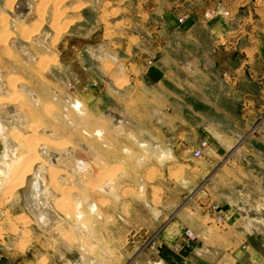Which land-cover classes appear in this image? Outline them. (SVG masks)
Masks as SVG:
<instances>
[{
	"label": "crops",
	"instance_id": "obj_1",
	"mask_svg": "<svg viewBox=\"0 0 264 264\" xmlns=\"http://www.w3.org/2000/svg\"><path fill=\"white\" fill-rule=\"evenodd\" d=\"M33 1L35 16L24 20L28 8L16 23L32 27L38 4H44V13L48 4L50 37H57L55 0ZM65 1L71 21L62 36L81 39L80 47L70 45L72 60L90 75L85 82L96 80L97 101L110 103L99 113L100 149L119 146L105 136L116 128L108 119L126 116L121 102L139 94L150 102L145 117L152 124L138 133L143 144L160 151L149 164L161 175L146 182V196L151 198L155 187L160 198L146 228L160 229L158 243L175 247L182 264H264V10L252 16L245 8L258 0ZM55 54L59 61L60 51ZM65 80L70 81L61 76L58 82L66 86ZM18 87L24 96L26 85ZM29 96L38 101L40 95L32 91ZM18 101L0 105V123L9 134L13 127L23 130L30 119L18 110L25 102ZM44 129L43 134L52 132L51 126ZM201 140L207 147L194 157ZM212 204L219 207L220 222L209 212ZM89 208L94 211L96 204ZM185 228L195 239L185 238Z\"/></svg>",
	"mask_w": 264,
	"mask_h": 264
},
{
	"label": "rangeland",
	"instance_id": "obj_2",
	"mask_svg": "<svg viewBox=\"0 0 264 264\" xmlns=\"http://www.w3.org/2000/svg\"><path fill=\"white\" fill-rule=\"evenodd\" d=\"M3 1L0 0V13L6 12ZM26 1L28 8L32 9L24 18L28 21L35 16L34 1ZM65 3V0H55L57 5L54 4L57 13L55 16L59 17L54 27L59 28L60 33L57 37L56 34L50 37L47 4L44 18L42 16L43 24L38 33L31 35L24 44H21L23 38L14 34L15 31L12 29L16 20H13L7 10L8 30L12 33L7 39V45H0V95L2 91L5 92L4 81L16 80L17 83H24L26 85L24 96L19 95L16 82L9 84V90L12 89L13 94H16L13 96L11 94L12 100L18 98L15 101L25 102L18 105V110L28 113L30 119L23 130L11 128L10 132L17 143L21 142L22 147L15 152L19 158L21 157V160L14 164L16 165L14 169L19 173L12 169L18 174L17 177L12 172L11 181L6 184L0 182V264H74L78 261L82 264H178V262L182 264L183 262L176 259L175 247L164 249V246L158 243L157 235L160 229L146 228L148 224L145 221L152 217L153 209L160 203V198L155 195L157 193L155 187L151 188L152 197L146 196V182L161 175L158 167L149 164L160 158V151L143 144L141 139L143 136L138 133L146 124L149 126L152 124L151 118L145 117L146 113H151L146 107L150 102L146 103L144 95L140 94L135 100L121 102V111H124L126 116L117 117L112 122L108 119L111 126L114 125L116 128L111 127L105 136V140L117 142L119 146L100 149L99 139L103 136H98L96 130H102L103 118L99 113H102L110 103L97 101L100 92L96 80L85 82V77L90 75L72 60L75 51L70 45L80 47L81 39L62 36L67 23L71 21V18L65 16L68 13ZM245 8L249 15H256L257 9L264 10V0H258L257 4L249 1ZM73 30L77 34L80 32L79 28ZM57 50L60 51L59 61L55 54ZM78 56L80 58L81 53ZM43 58L51 60L46 67L38 63ZM59 63L61 64L56 69L50 68L51 65ZM61 76L70 80H65L66 86L59 84L58 79ZM123 83V80H119L118 85L123 88ZM9 87L6 86L7 89ZM54 90H58L60 94L53 92ZM32 91L40 95L38 101L29 96ZM104 97L107 98V94ZM76 99L81 102L78 107ZM3 112L6 115L5 119L7 113ZM50 126L52 130L50 135L35 134V138L30 133L32 127L35 129L41 127L43 130L44 127L49 129ZM129 129H133L134 133H128ZM31 135L34 143L47 139L49 144L45 141L44 145L34 144L35 149H28L27 144L31 141ZM81 142L86 143L88 148H84ZM63 146H70L71 149L65 150ZM49 152L59 154L61 152L57 161L59 165H56L59 169L55 167L58 169L55 172L57 188L59 187V190L70 188L71 206L66 213L68 217L60 215L65 223L52 225L49 232H53L46 235L33 224L32 219L30 221L20 200L17 183L21 178L19 168L22 167V171L27 160L33 157L34 159L30 161H35L38 157L42 162L41 167L44 169L42 170L48 172L51 165L47 161L50 158ZM232 153L233 151L230 155ZM98 156L99 159L96 160ZM22 159H26V162ZM82 160L87 162L86 167L83 171L76 170V164ZM61 166L75 170L76 175L68 174L69 170ZM195 166L202 168L200 162ZM211 173L212 171L208 174ZM59 175L61 177H58ZM6 193H10L9 196ZM191 193L192 191L189 194ZM90 204H96L94 211L89 208ZM75 215H78V219ZM63 229L68 232L66 237L60 235Z\"/></svg>",
	"mask_w": 264,
	"mask_h": 264
},
{
	"label": "bare ground",
	"instance_id": "obj_3",
	"mask_svg": "<svg viewBox=\"0 0 264 264\" xmlns=\"http://www.w3.org/2000/svg\"><path fill=\"white\" fill-rule=\"evenodd\" d=\"M14 0H7L6 1V6L8 9H11V6H12V3H13ZM17 1V0H16ZM41 1V0H40ZM45 2V1H44ZM48 2V1H47ZM38 4V3H37ZM36 5V4H35ZM57 5V4H55ZM57 8V7H56ZM55 9V8H54ZM56 11V10H55ZM58 12V11H57ZM10 13V12H9ZM43 13H44V4H38L37 8H36V19L33 21V25L32 27H28L26 24H22V26H19V27H16L18 28V31L20 32V36L24 39V40H27L31 37L32 34H34L38 28L41 26L42 22H43V19H42V16H43ZM57 14V13H55ZM58 14H60V12H58ZM8 15L6 14H2L0 15V43L2 44V46L4 45H7L6 42H7V39L9 38V36L11 35L10 33L12 32H9L7 30V25H8V18H7ZM58 17V15H57ZM56 17V18H57ZM59 18V17H58ZM13 20H17L16 18L13 19ZM18 23V22H17ZM54 23V22H53ZM55 23L56 22V19H55ZM16 24V23H15ZM15 24L14 25V28H15ZM52 25V24H51ZM66 25V24H65ZM55 27V26H53ZM13 28V29H14ZM56 31L58 33L59 31V28L56 26ZM7 47V46H6ZM45 56V55H44ZM40 61V60H39ZM40 65H42V67H46L48 66V64L51 63V60H49L48 58L47 59H41L40 62ZM37 65V64H36ZM39 65V66H40ZM41 69V68H39ZM16 82L15 84H17V81L15 80H12L10 82L7 81V84H8V87H9V84L10 83H14ZM10 89V87H9ZM12 90V89H11ZM16 93V92H14ZM12 96L13 95H16V94H13V91H12ZM11 94L9 95V97L7 98H4V97H0V99L2 100H8L9 102H13L18 99L16 98L15 100H12V96ZM21 95V94H19ZM18 95V96H19ZM1 102V101H0ZM8 127V126H7ZM14 129L18 130V128L16 127H13ZM38 128V127H37ZM32 131L30 132L33 136L37 134L35 131L37 129L33 128L32 127ZM11 131V129H8ZM31 130V129H30ZM14 131V130H13ZM12 132V131H11ZM42 134V133H40ZM96 134H97V131H96ZM21 135V134H19ZM30 135V134H29ZM32 135L30 137V140L29 141V144H27L28 146V149H35L33 147H35L34 144V141H33V138H32ZM42 136V135H41ZM20 137V136H19ZM35 137V136H34ZM44 137V136H43ZM26 138V137H25ZM28 138V136H27ZM36 138V137H35ZM34 138V139H35ZM21 139V138H20ZM16 139L11 135V133L9 134L8 132L6 133L5 131V127H4V124L0 123V182L2 181L3 183L5 182V184L8 182V181H11L10 180V174L13 172V174H16V177H17V173H19L16 169V165H14L15 163L19 162V160H21V157L19 158L18 155H16V150L18 148L21 149L20 145H21V142L17 143L15 141ZM41 140V139H39ZM47 140V139H46ZM45 140V141H46ZM23 141V140H22ZM26 141V140H25ZM45 141L42 140V141H39L37 142V144L39 145L40 143H44L45 144ZM47 142V141H46ZM24 144V143H23ZM36 144V145H37ZM47 144H49L47 142ZM64 145V144H63ZM56 146V145H55ZM61 147V146H60ZM64 147V146H63ZM59 148V147H58ZM23 150V149H22ZM24 152V150H23ZM34 152V151H33ZM30 154V153H29ZM36 154V153H34ZM33 154V155H34ZM22 155V154H21ZM24 155V154H23ZM26 155V154H25ZM36 156V155H35ZM27 157L30 158V156L28 155ZM26 158V157H24ZM31 159H34L31 158ZM30 159V160H31ZM41 159V158H40ZM23 160V159H22ZM26 160V159H25ZM23 160V161H25ZM28 161L25 163H23L24 169H22L21 171V168L20 169V172H21V175L19 174V177L20 178V181L17 183V188L20 190V200L21 202L24 204L25 208H26V213L28 214L29 218H30V221L32 219V221L34 223H36L37 227H39V229L46 235H50V233H52L51 231L49 232L50 230V227L52 225H57V224H60V223H65L63 222V218L60 216V215H63L65 217H68V215L66 214L67 211H69L70 209V206H71V201H70V188L66 189H63V190H59V187L57 188V177H56V174L55 172L59 169L57 166L55 165H51L49 166V170L48 172H45L43 171L44 169L40 166V167H37L36 168V164L39 163L40 161L38 160V157H37V160L38 162H35L37 161L36 158H35V161H33L34 163H32V161ZM57 165V164H56ZM59 165V164H58ZM18 166V165H17ZM22 166V164H21ZM38 166V165H37ZM15 167V169H14ZM19 167V166H18ZM58 168L56 170V168ZM86 167V166H85ZM43 170H42V169ZM48 168V167H47ZM46 168V169H47ZM15 170L17 171V173H15L14 171ZM107 169V168H106ZM51 171V172H50ZM83 171V170H82ZM59 173V172H58ZM68 173L70 174H75L73 171L69 170ZM76 175V174H75ZM74 175V176H75ZM14 176V175H12ZM108 177V176H107ZM106 177V178H107ZM12 179V178H11ZM17 180V179H16ZM15 182V181H14ZM13 182V183H14ZM17 182V181H16ZM12 183V184H13ZM11 184V183H10ZM16 184V183H15ZM9 186V185H8ZM12 186V185H11ZM16 186V185H14ZM88 186V185H87ZM98 186V185H97ZM89 187H92V186H89ZM86 188V187H85ZM10 189V188H9ZM8 190V189H7ZM6 190V191H7ZM65 190V191H64ZM4 193H5V190H4ZM11 193V192H10ZM9 193V194H10ZM7 194V193H6ZM9 194H7V196H9ZM5 195V194H4ZM34 202V203H33ZM73 203V202H72ZM74 206V204H72ZM39 206V207H38ZM74 208V207H72ZM76 208V206H75ZM79 208V207H78ZM77 208V209H78ZM94 208V207H93ZM92 209V208H91ZM80 212V211H79ZM83 214V213H82ZM76 218L78 219V215H75ZM26 217V216H25ZM80 217V216H79ZM80 219V218H79ZM53 221V222H52ZM52 222V224L50 225V223ZM85 223V222H84ZM14 225V224H13ZM65 225V224H64ZM61 224V226H64ZM47 229V231H46ZM67 231L66 229H63L60 231V235H63L64 237H66L67 235ZM25 240V239H24ZM22 243V241H21ZM24 246V245H23ZM23 248V247H22ZM76 264H82V262H75Z\"/></svg>",
	"mask_w": 264,
	"mask_h": 264
},
{
	"label": "flooded vegetation",
	"instance_id": "obj_4",
	"mask_svg": "<svg viewBox=\"0 0 264 264\" xmlns=\"http://www.w3.org/2000/svg\"><path fill=\"white\" fill-rule=\"evenodd\" d=\"M16 0H14L13 1V3L15 2ZM13 3H12V5H13ZM6 4V3H5ZM6 6V5H5ZM13 6H11V8H12ZM6 10H8V11H10V9H8L7 8V6H6ZM2 14H6V13H1L0 15H2ZM44 14V13H43ZM7 15V14H6ZM7 18H8V16H7ZM22 24H24V23H22V22H18V23H16L15 24V28L14 29H16L17 31H18V28H16V27H19V26H22ZM42 25V24H41ZM39 29V28H38ZM7 30H8V25H7ZM9 31V30H8ZM38 31V30H37ZM36 31V32H37ZM33 35V34H32ZM31 38V37H30ZM24 40V39H23ZM25 42L27 41V40H24ZM1 44V43H0ZM2 45V44H1ZM7 80V79H6ZM7 82V81H6ZM19 83V82H18ZM17 83V84H18ZM16 84V85H17ZM7 87H8V84H7ZM9 89V88H8ZM2 91V90H1ZM17 91H18V93L19 94H22L20 91H19V87L17 88ZM5 92L4 91H2L1 92V95H0V97H4V98H7V97H9V95L12 93V90L6 95V93L4 94ZM7 102H9L8 100H2L1 102H0V104L2 103V104H4V103H7ZM14 102H17V101H14ZM13 103V102H12ZM75 103H77L76 105H77V107L80 105V103H79V101H76ZM73 105V104H72ZM37 134H39V135H43V133L42 134H40L41 132H42V128L41 127H38L37 128V130L35 131ZM41 145H44V143L42 144V143H40L38 146H41ZM65 147V146H64ZM63 148V147H62ZM71 148V147H70ZM41 149V148H40ZM43 151V150H42ZM38 153H40L41 154V152H38ZM49 154V157L50 158H48V160L47 161H49V163L52 165H55L56 166V164L58 165V163H57V158H56V155L58 154V153H56V152H49L48 153ZM60 155V154H59ZM41 161L39 162V163H37L36 164V168L37 167H40L41 166ZM38 165V166H37ZM50 165V166H51ZM64 168H67V167H65V166H63ZM62 166H61V168H63ZM76 170H84V168H85V166H83L82 165V163H81V161H78V163L76 164ZM42 169V168H41ZM68 169V168H67ZM68 170H71V171H73L72 169H68ZM74 173L76 172L75 170L73 171ZM69 174V173H68ZM64 176V175H63ZM62 176V177H63ZM58 177H61V175H59ZM39 207V206H38ZM53 222V221H52ZM52 222L50 223V225L52 224ZM33 224L37 227V225H36V223H34L33 222ZM78 262H80V261H78ZM74 264H76V263H74Z\"/></svg>",
	"mask_w": 264,
	"mask_h": 264
},
{
	"label": "built area",
	"instance_id": "obj_5",
	"mask_svg": "<svg viewBox=\"0 0 264 264\" xmlns=\"http://www.w3.org/2000/svg\"><path fill=\"white\" fill-rule=\"evenodd\" d=\"M26 12H27V11H26ZM9 14H10V16H11L13 19H15V18H16V19H21V18H23V16H24L23 13H21V14H15V13H14V10H13L12 12H10ZM207 15H209V14H207ZM180 20H181V19H180ZM21 44H24V42H21ZM206 147H207V142H206L205 140H201V141L199 142L198 147L192 151V155H193L194 157H199V156H201L203 150H204ZM209 212H210V214L214 217V219H215L217 222H220V221L222 220L221 214L219 213V207H218V205H216V204H212V205L210 206V208H209ZM184 236H185L186 239H189V240H193V239H195V235H194V233H193L190 229H188V228H186V229L184 230Z\"/></svg>",
	"mask_w": 264,
	"mask_h": 264
},
{
	"label": "water",
	"instance_id": "obj_6",
	"mask_svg": "<svg viewBox=\"0 0 264 264\" xmlns=\"http://www.w3.org/2000/svg\"><path fill=\"white\" fill-rule=\"evenodd\" d=\"M28 7L25 0H17V3L14 7V13L15 14H21L26 13Z\"/></svg>",
	"mask_w": 264,
	"mask_h": 264
}]
</instances>
